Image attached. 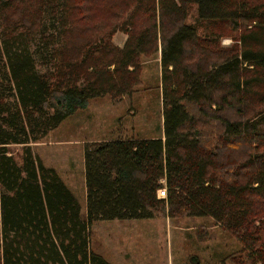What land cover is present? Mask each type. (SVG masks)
I'll use <instances>...</instances> for the list:
<instances>
[{
  "label": "trees",
  "instance_id": "obj_1",
  "mask_svg": "<svg viewBox=\"0 0 264 264\" xmlns=\"http://www.w3.org/2000/svg\"><path fill=\"white\" fill-rule=\"evenodd\" d=\"M148 56L162 136L84 143L83 217L31 143L131 94ZM0 86V264H110L90 248L94 221L178 213L213 218L264 264V0H0Z\"/></svg>",
  "mask_w": 264,
  "mask_h": 264
},
{
  "label": "rangeland",
  "instance_id": "obj_2",
  "mask_svg": "<svg viewBox=\"0 0 264 264\" xmlns=\"http://www.w3.org/2000/svg\"><path fill=\"white\" fill-rule=\"evenodd\" d=\"M186 11V22H193L195 6L188 4ZM55 14L59 18V10ZM51 19V14L46 13V35L52 31L48 30ZM126 38L127 35L118 29L112 36V42L121 47ZM231 42L229 37L222 38L223 45ZM55 44L51 43L50 47ZM152 57L144 58L140 73L142 84L131 94L120 99L107 95L96 97L90 100L85 109L77 110L57 128L49 131L41 142L31 143L33 152L40 157L43 164L55 168L63 181L71 187L82 205L83 217L85 204L82 143L100 137L110 139L162 136L160 66L159 59ZM0 88L2 90L4 87ZM9 149L19 162L21 146L11 145ZM162 184L166 188L165 181ZM89 228L90 248L110 264L250 262L247 250H243V243L236 235L209 216L191 217L178 213L174 217L166 218L96 220Z\"/></svg>",
  "mask_w": 264,
  "mask_h": 264
},
{
  "label": "crops",
  "instance_id": "obj_3",
  "mask_svg": "<svg viewBox=\"0 0 264 264\" xmlns=\"http://www.w3.org/2000/svg\"><path fill=\"white\" fill-rule=\"evenodd\" d=\"M146 138H153V137H146ZM114 140V139H116V138H110V139H108V138H104V137H100V138H96V139H94L93 141H104V140ZM85 142H83L82 144H84ZM84 165V164H83ZM83 168H84V166H83ZM66 183V182H65ZM66 185L68 186V188L71 190V192H72V189H71V187L66 183ZM83 188H84V193H83V195H84V204H85V211H84V214L86 215V195H85V185H83ZM73 193V192H72ZM74 194V193H73ZM75 195V194H74ZM77 198V197H76ZM78 199V198H77ZM79 201V200H78ZM79 203H80V201H79ZM80 206H81V208H82V205H81V203H80ZM85 215H84V217H85Z\"/></svg>",
  "mask_w": 264,
  "mask_h": 264
},
{
  "label": "built area",
  "instance_id": "obj_4",
  "mask_svg": "<svg viewBox=\"0 0 264 264\" xmlns=\"http://www.w3.org/2000/svg\"><path fill=\"white\" fill-rule=\"evenodd\" d=\"M164 182L163 180L161 181ZM157 198H165L166 197V189L164 187H159L156 191Z\"/></svg>",
  "mask_w": 264,
  "mask_h": 264
}]
</instances>
